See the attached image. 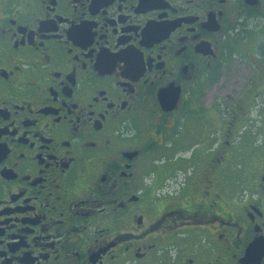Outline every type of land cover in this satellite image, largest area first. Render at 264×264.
Returning <instances> with one entry per match:
<instances>
[{
  "label": "flooded vegetation",
  "instance_id": "1",
  "mask_svg": "<svg viewBox=\"0 0 264 264\" xmlns=\"http://www.w3.org/2000/svg\"><path fill=\"white\" fill-rule=\"evenodd\" d=\"M0 264H264V0H0Z\"/></svg>",
  "mask_w": 264,
  "mask_h": 264
},
{
  "label": "rangeland",
  "instance_id": "2",
  "mask_svg": "<svg viewBox=\"0 0 264 264\" xmlns=\"http://www.w3.org/2000/svg\"><path fill=\"white\" fill-rule=\"evenodd\" d=\"M237 66H236V69H240V66H241V64L240 63H235ZM229 80H230V78H229V75L227 76V78L226 79H224V82L225 83H227V82H229ZM239 81H241L240 79H239ZM261 114H262V112H260ZM259 120V119H258ZM258 123H260V120H259V122Z\"/></svg>",
  "mask_w": 264,
  "mask_h": 264
}]
</instances>
